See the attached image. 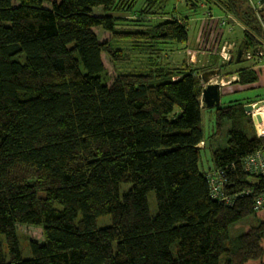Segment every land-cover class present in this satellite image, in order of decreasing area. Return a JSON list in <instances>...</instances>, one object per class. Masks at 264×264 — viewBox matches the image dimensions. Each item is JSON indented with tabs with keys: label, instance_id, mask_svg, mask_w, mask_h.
Here are the masks:
<instances>
[{
	"label": "trees",
	"instance_id": "1",
	"mask_svg": "<svg viewBox=\"0 0 264 264\" xmlns=\"http://www.w3.org/2000/svg\"><path fill=\"white\" fill-rule=\"evenodd\" d=\"M169 1L0 0V264H264V209L255 207L264 176L244 165L264 137L242 99L221 103L214 119L218 134L227 122V145L200 169L207 140L194 78L217 67L166 61L167 45L187 44V19L144 18ZM214 2L263 32L248 0ZM122 13L140 18L123 24L113 16ZM96 28L110 38L100 41ZM248 31L245 46L255 48ZM238 72L242 85L259 82L254 71ZM215 171L231 203L212 196ZM122 184L131 185L123 194ZM251 216L247 232L230 234ZM21 225L43 230L28 257Z\"/></svg>",
	"mask_w": 264,
	"mask_h": 264
},
{
	"label": "rangeland",
	"instance_id": "2",
	"mask_svg": "<svg viewBox=\"0 0 264 264\" xmlns=\"http://www.w3.org/2000/svg\"><path fill=\"white\" fill-rule=\"evenodd\" d=\"M53 1L60 2L61 0H53ZM254 1H255V4L259 3L258 0H254ZM220 6L221 5L217 4L216 2H214V0H212L211 2H208V4L202 3L197 9H191L190 7L187 6V0H170L169 3L166 5V10L164 9L163 11L159 12V14L156 15V17L144 18L145 21H149L153 25L157 24V22L160 20L169 19V17H171L172 14L175 15L176 18L180 19L181 17V20H186L187 18L186 22H188V35H189L187 44H181V45L173 44V45H167L166 47V48H171V50L169 49V51H167L168 56L166 58V61L169 62L171 67L181 68L182 66L186 67V65H188L189 68H195L196 72L197 71L202 72L203 70L210 69L214 66L217 67L214 69L218 70L219 63L222 65L225 64V62L220 57L217 58L215 55L208 54L207 51L209 50L207 49V47H206L207 51L204 49L206 46L205 45L206 41L203 39V36H207L208 31H210V28H209V25L205 22L206 20L204 21L201 20V17H203L207 11L208 13L212 11V15H214V13L217 14L218 13L217 8ZM191 10H195V11H192L193 12L192 13L190 12ZM177 12L181 14H178ZM113 16H115L119 20H124L121 22L123 24H125L126 22H131L132 20H134V18H140L138 15H133V14L126 15L123 13L121 15L114 14ZM195 16L200 17V19L196 18ZM188 18H190V20H188ZM191 18L198 19V20H192ZM221 20H222V23L223 22L226 23L225 25H227L228 28H230L229 30H236V31L240 30L239 20L237 22H234V21H230L229 19L227 21L226 18H219V19H214V22L215 24L220 25ZM208 21H211V20H208ZM95 31L98 34L100 41H106L110 38V34L108 32L103 31L100 28H96ZM231 38L232 39H230L229 42L235 44L234 48L235 50H237L240 46L239 37H233L232 35ZM255 39L257 42V46L255 48H252V47L246 48L245 46L244 52L248 49H253L255 50L256 53L259 52V50H262L261 45H264L263 37L257 33L255 36ZM201 48L204 49L203 50L204 54L203 55L199 54L198 59L195 63L193 59L191 60L189 52H192V51L201 52L200 51ZM262 53H264V51H262ZM102 60H103V64L105 68L108 71L110 78H114L116 76L115 68L113 64L111 63L109 57L105 53L102 54ZM243 60L244 61L241 63L234 62V63H231L227 67L222 66L221 70H219L220 74L221 75L223 74L222 77L225 80L224 81L225 85L222 84L221 86L222 88L221 103L222 104H227V102H229L230 100H237V99H242V101L247 104L249 101L258 102L260 100H264V63L260 64L259 59L258 60L256 59L254 61L247 60L245 58V54L243 56ZM238 68H241L239 69L240 71L241 70H251V71L256 72L259 78V82H260L259 85H257L254 88L243 87V85L239 83L240 74L238 72L239 70H237ZM215 77L211 78L208 84L216 83L213 80V79H216ZM234 77L238 79H235ZM194 79H198V77L196 76ZM254 102L253 103L250 102V103L254 104ZM201 105H202V102H201ZM207 105L208 104L206 103V106L204 105L202 106V108L204 109L203 127H204V132H205L207 142H206L205 148H203L204 143L201 144L202 149H201V154H200L201 160H200V166H199L201 170H207L208 167L211 166L212 164L211 154L214 149L223 148V147H226L227 145L228 124L227 122H224L222 129L219 130L220 132L218 134V129L216 128V125H215L216 122L214 119V108L208 109ZM251 115L253 117V114ZM130 187H131L130 184H122L121 193L123 194ZM150 208L153 213L155 209V205H153V202H151V200H150ZM260 216L264 217V210L260 212ZM256 221H257V218L255 216H251L248 219L242 222H239L238 224L233 225L230 228V234L232 236H235V235L247 232L250 229V227L256 223ZM109 224H110L109 218H100L98 220V225L100 227L107 226ZM18 236L22 242V247H21L22 253L25 257H28L27 245L30 239L36 240L37 242L43 241V230L41 227H38L35 225H21V226H18ZM247 264H260V261L251 260Z\"/></svg>",
	"mask_w": 264,
	"mask_h": 264
},
{
	"label": "built area",
	"instance_id": "3",
	"mask_svg": "<svg viewBox=\"0 0 264 264\" xmlns=\"http://www.w3.org/2000/svg\"><path fill=\"white\" fill-rule=\"evenodd\" d=\"M249 3L253 6V8L255 9V11L257 12V18L258 20H260V12L259 9L261 7V3L259 2L258 4H255L254 0H249ZM212 11L208 13V11L204 14L203 17H201V19L205 22H207L208 20H214V19H219V18H226V16H215L212 15ZM226 24L225 22L222 23V20L220 21V25H224ZM200 36V35H199ZM202 37V36H201ZM200 41V40H199ZM233 43L230 42H225L221 48L219 49V51L217 52V56L220 57L224 62H230L231 59H233L235 57L236 54V50L234 48ZM262 50H259V52H255V50L253 49H248L244 52L245 54V58L247 60H260V64L264 63V53H262V51H264V45H261ZM204 49L201 48V52L198 51H192L189 52L190 53V57L191 60L193 59V61L196 63L199 54H204L203 51ZM206 50V49H205ZM207 51V50H206ZM243 54V56H244ZM261 56V57H260ZM218 70H221V64H218ZM223 75V74H222ZM222 75L219 74L215 77L216 79H213L214 82L216 83H220L221 85L224 84V78L222 77ZM198 78H200V85L203 88V90L206 88V86L208 85L207 82H205L202 78V74H198L196 75ZM235 78V77H234ZM238 79V78H235ZM254 115V114H253ZM264 121H262L263 123ZM256 127V131L259 137H264V126H261L260 124L255 125ZM244 165L247 168V170L250 173L253 174H260L264 176V150H260L255 152L254 154L248 156L247 158H245L244 160ZM207 178L209 179V183H210V187H211V192H212V196L214 198H216L217 200H219L220 202H224L225 204L231 203V199L228 198L225 195L224 192V184L227 182L226 178L221 174L220 171H215V172H210L207 174ZM255 207L258 211H261L264 209V191H262L258 196H256L255 198Z\"/></svg>",
	"mask_w": 264,
	"mask_h": 264
},
{
	"label": "crops",
	"instance_id": "4",
	"mask_svg": "<svg viewBox=\"0 0 264 264\" xmlns=\"http://www.w3.org/2000/svg\"><path fill=\"white\" fill-rule=\"evenodd\" d=\"M258 1L261 3L260 9H263V20H262L261 16H260V20H259V22L261 23L263 32L262 33H258V34L260 36H262L263 39H264V0H258ZM217 9H218V13L217 14L214 13L215 16H219V17L226 16L227 21H228V19L230 21H234V22H237L239 20L234 14L230 13L229 11H226L223 7H218ZM192 11H195V10H191L190 12H192ZM177 13H176V15H177ZM178 14H181V13H178ZM193 18H194V16H193ZM193 18H191V19L192 20H198V19H193ZM196 18L200 19V17H196ZM188 20H190V18H188ZM239 22H240V20H239ZM206 23L209 25L210 31H208L207 36H203V39L206 41L205 42L206 46L204 45L205 46L204 49H206V47H207V49L209 50V51H207L208 54L215 55L217 58H218L217 52L219 51V49L221 48V46L225 42H229L230 39H232L231 38L232 35H233V37H239V42L241 44V42H243L244 32L249 30L243 25L242 22H240L241 26L239 25L240 30H238V31L229 30L230 28H228V26L225 25V24H224V26L215 24L214 20L207 21ZM242 26H243V28H242ZM233 31H234V33H233ZM250 33H252L253 36H256V34H257L256 32H251V31H250ZM259 39H260V37H259ZM210 46H212V47H210ZM237 51H238V49L236 50V54H237ZM236 54H235V56H236ZM229 63H234V61L229 62ZM239 69H241V68H238L237 70H239ZM259 83L260 82L252 84V85H243V87L254 88L257 85H259Z\"/></svg>",
	"mask_w": 264,
	"mask_h": 264
},
{
	"label": "water",
	"instance_id": "5",
	"mask_svg": "<svg viewBox=\"0 0 264 264\" xmlns=\"http://www.w3.org/2000/svg\"><path fill=\"white\" fill-rule=\"evenodd\" d=\"M245 48V42H241L236 56L231 59L230 62L234 61L235 63H241L243 61V53ZM219 74V70L212 69L202 73V78L205 82H209L211 78L217 76ZM178 79V78H177ZM222 85L218 83H210L203 90L202 94V106L208 104V108L219 107L221 105V96H222ZM264 107V100H260L254 104H247L244 106V110L247 114L253 115V122L255 125L262 123L263 117L261 114H258L257 111L260 108Z\"/></svg>",
	"mask_w": 264,
	"mask_h": 264
},
{
	"label": "bare ground",
	"instance_id": "6",
	"mask_svg": "<svg viewBox=\"0 0 264 264\" xmlns=\"http://www.w3.org/2000/svg\"><path fill=\"white\" fill-rule=\"evenodd\" d=\"M257 113L262 115V117H263V121H264V107H263V108H260V109L257 111ZM261 126H264V122L261 123Z\"/></svg>",
	"mask_w": 264,
	"mask_h": 264
}]
</instances>
